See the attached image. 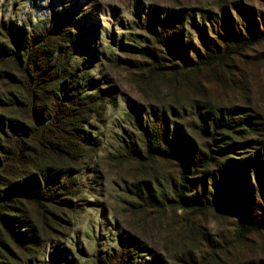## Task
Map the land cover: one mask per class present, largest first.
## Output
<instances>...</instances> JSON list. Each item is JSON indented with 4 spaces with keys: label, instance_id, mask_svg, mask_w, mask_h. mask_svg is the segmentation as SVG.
Segmentation results:
<instances>
[{
    "label": "rangeland",
    "instance_id": "374dc122",
    "mask_svg": "<svg viewBox=\"0 0 264 264\" xmlns=\"http://www.w3.org/2000/svg\"><path fill=\"white\" fill-rule=\"evenodd\" d=\"M153 12L193 14L192 20L187 16L189 20L184 21L180 46L193 64L200 57L222 53L213 62L186 67L157 42L156 32L146 22ZM48 15L74 27L73 51L80 61L88 62L90 79L86 83L110 88L114 99L107 112L91 121L84 133L96 147L87 167L76 171L82 188L79 200L84 207L77 214L62 215L71 226L63 230L65 236L47 243L45 255L52 252L69 256L74 241L92 252L94 235L101 226L104 235L100 237L109 236L115 245L137 244L144 254L139 259L141 264H264V230L240 239L237 218L231 214L169 205L135 211L130 203L138 200L125 186L139 180L152 181L163 188L166 202L179 183V171L173 162L156 158L140 165L109 158L115 151V136L138 132L126 113L147 120L152 110L163 114L173 130L187 134L193 151H204L206 142L197 129L198 114L234 110L238 123L244 124V118H249L254 126L248 129L238 125L223 131L220 146L235 143L237 149L227 150L219 160L223 164L228 158L250 156L254 149L242 145L249 141L257 143L254 146L259 151L264 150V0H0V21L7 28L11 26L12 32L18 28L30 30ZM8 33L0 29V42H7ZM254 35L252 43L236 46L239 40ZM126 44L149 48L156 59L126 48ZM156 60L165 68L154 67ZM19 75L17 59L0 53V118L20 117L9 103H4L12 95L25 97V89L15 85ZM205 170L209 174L218 172L216 167ZM93 172L99 178L91 180ZM248 175L251 180L242 174L239 181L226 186L228 192L236 191L226 198L233 209L241 207L251 218L262 219L261 176ZM156 178L161 181L156 182ZM213 184L214 179L209 178V192L214 190ZM33 219L38 223L36 217ZM56 230L49 238L57 239ZM82 262L86 259L79 264Z\"/></svg>",
    "mask_w": 264,
    "mask_h": 264
},
{
    "label": "trees",
    "instance_id": "16d2710c",
    "mask_svg": "<svg viewBox=\"0 0 264 264\" xmlns=\"http://www.w3.org/2000/svg\"><path fill=\"white\" fill-rule=\"evenodd\" d=\"M187 16L192 20V13L153 12L146 22L156 32L157 42L186 67L215 61L222 52L200 57L196 64L181 52ZM69 23L48 15L30 30L18 28L12 32L11 26L7 28L0 21V29L9 32L7 42H0V53L17 59L20 75L15 85L25 89L22 99L12 95L4 102L19 113V119L0 118V264H79L84 258L86 262L82 264H141L139 259L144 254L137 244L115 245L109 236L100 237L104 235L101 226L94 235L92 252L74 241L69 256L52 252L45 255L47 243L65 236L63 230L71 226V221L64 220L62 215L77 214L84 207L79 200L82 188L77 183L76 171L87 167L96 152L84 133L91 121L107 112L114 99L110 88L86 83L90 79L88 62L80 61L73 51L74 27ZM254 39L255 35L244 38L236 46ZM126 48L156 59L149 48L141 45L138 48L126 44ZM153 66L165 68L158 60ZM126 117L138 132L115 136V151L109 153L110 160L144 165L159 158L173 162L179 171V183L166 202L159 184L149 180L127 184L126 190L138 200L130 203L137 213L167 205L196 212L213 210L237 218L240 239L264 230V217L253 219L241 207L233 209L226 198L236 192H228L226 186L239 181L242 174L247 180H251L248 173L260 175L264 188V150L259 151L254 146L257 143L249 141L242 145L254 149L250 156L228 158L223 164L219 160L227 150L237 149L235 143L220 146L221 133L238 125L252 129L251 119L238 123L231 109L199 113L197 129L206 142L204 151H193L190 137L179 129L173 130L163 114L152 110L144 120L143 116L127 112ZM47 163L52 166H46ZM209 167H216L218 172L209 174L205 170ZM90 177L99 178L94 172ZM209 178L214 179L212 192L208 191ZM55 228L57 239L49 238Z\"/></svg>",
    "mask_w": 264,
    "mask_h": 264
}]
</instances>
